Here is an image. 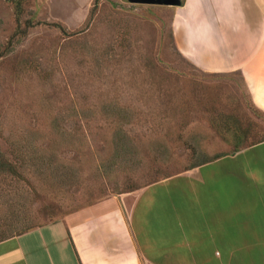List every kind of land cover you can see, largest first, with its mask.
Wrapping results in <instances>:
<instances>
[{
	"label": "rangeland",
	"instance_id": "1",
	"mask_svg": "<svg viewBox=\"0 0 264 264\" xmlns=\"http://www.w3.org/2000/svg\"><path fill=\"white\" fill-rule=\"evenodd\" d=\"M95 1L26 0L22 21L36 26L0 58V153L16 170L0 172V231L113 197L129 206L200 155L232 153L242 128L264 135L237 72H204L177 51L171 8ZM17 26L0 0V52Z\"/></svg>",
	"mask_w": 264,
	"mask_h": 264
},
{
	"label": "crops",
	"instance_id": "2",
	"mask_svg": "<svg viewBox=\"0 0 264 264\" xmlns=\"http://www.w3.org/2000/svg\"><path fill=\"white\" fill-rule=\"evenodd\" d=\"M165 6L177 51L204 72L241 73L264 112V0ZM131 202L109 198L2 241L0 264H264V143L150 184Z\"/></svg>",
	"mask_w": 264,
	"mask_h": 264
},
{
	"label": "trees",
	"instance_id": "3",
	"mask_svg": "<svg viewBox=\"0 0 264 264\" xmlns=\"http://www.w3.org/2000/svg\"><path fill=\"white\" fill-rule=\"evenodd\" d=\"M10 1L14 7V13H15L16 20L18 23V26H17L18 31H15L14 34L11 36V39L8 42L7 47H6V51L4 53L0 52V58L3 57L12 48V45L15 41V38L18 36V32L23 33V34H27L29 29H32L36 26L31 19L22 21V17L25 13L26 0H10ZM98 1L99 0H96L95 3H98ZM111 3H113V2H111ZM181 3H182V0H181ZM52 25L59 28L62 32H66L65 28L62 25L57 24V23H53ZM237 74L240 75V79L242 81V84H243L244 88L247 90L248 87L246 85V82H245L242 74L239 72H237ZM218 75H220V74H218ZM250 98H251V95H250ZM251 103L252 104L250 106L248 105V108L250 110H253L254 113H256V114H262V117H264V113L261 110H259V108H257V106L253 103L252 99H251ZM247 128H248V132H245V130L242 128L241 132L236 136V142L234 145L235 148H234L233 152H236V151L240 150L241 148L256 146V145L264 143V135H260L259 133L253 134L251 132V131H254L255 129H257L258 125L248 126ZM232 153H218V154H215L213 157H206V155H202V157H201V155H200L199 158L196 161H194V163H192L191 166L184 168L181 171H177L174 174H171V172H170L169 174L165 175L164 177H161L158 180L152 181L151 183H149V185L153 184L157 181L163 180L165 178L171 177L173 175L182 173L183 171H185L189 168L198 167L202 164H206L208 162L214 161L220 157L230 155ZM10 171L15 172L16 170H15L14 166L6 158H4V156L0 153V172L4 173V172H10ZM8 230H12V229H5V230L0 231V242L5 241L7 239H10L14 236L20 235L22 233L28 232L32 229L27 228L26 230H23V231L21 230L22 232H19L18 234L14 231L9 232Z\"/></svg>",
	"mask_w": 264,
	"mask_h": 264
},
{
	"label": "water",
	"instance_id": "4",
	"mask_svg": "<svg viewBox=\"0 0 264 264\" xmlns=\"http://www.w3.org/2000/svg\"><path fill=\"white\" fill-rule=\"evenodd\" d=\"M130 2L136 4H150V5H168V6L181 5V0H130Z\"/></svg>",
	"mask_w": 264,
	"mask_h": 264
}]
</instances>
